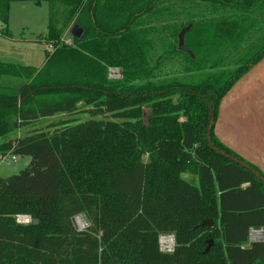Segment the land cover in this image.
Segmentation results:
<instances>
[{
    "label": "trees",
    "instance_id": "16d2710c",
    "mask_svg": "<svg viewBox=\"0 0 264 264\" xmlns=\"http://www.w3.org/2000/svg\"><path fill=\"white\" fill-rule=\"evenodd\" d=\"M27 1L64 7L84 33L74 47L53 44L30 86L0 87V156L30 159L0 177V264H264V175L214 134L221 100L264 58V0H0V21L10 3ZM167 4L201 11L182 14L184 40L212 29L211 40L175 50L181 70L164 75L145 23ZM78 113L89 119L12 136ZM251 229L263 241L243 247ZM168 235L173 250L161 252Z\"/></svg>",
    "mask_w": 264,
    "mask_h": 264
},
{
    "label": "rangeland",
    "instance_id": "374dc122",
    "mask_svg": "<svg viewBox=\"0 0 264 264\" xmlns=\"http://www.w3.org/2000/svg\"><path fill=\"white\" fill-rule=\"evenodd\" d=\"M57 8V6H51L46 2H39L37 4L27 1V2H12L8 6L6 21H0V87L15 89L20 92L24 89L25 86H30L33 82L32 78L40 71L44 70L46 67V52L51 55V60L54 59L53 44H58L60 41L68 47H74L72 44V38L69 36V31L74 24H77V17L71 19L65 18V13L67 9L64 7ZM175 8L169 6V9L163 10V13L157 16L156 20L152 23H145L146 27H153L155 30L150 34L151 39L154 42L155 47V56H159L158 63L160 74L169 75L171 71L168 70L170 67L177 66L180 67L178 57L174 56L175 50L181 52L184 51V46H192L199 41L211 40V36L208 37V33L211 31V25H207V33L200 36V38L194 37L193 34L186 35L185 28L181 30V27L178 25L180 21L184 19L182 15H175ZM174 13H173V12ZM155 19V18H153ZM147 21V20H146ZM172 21H174L172 23ZM83 23V21H81ZM79 25V24H77ZM83 28L81 25H79ZM176 28H175V27ZM84 30V29H83ZM6 31L9 36H5ZM47 42V40H50ZM245 43V41H244ZM79 48V47H78ZM79 49L83 50V47ZM221 53H212L208 59L215 60L216 56ZM197 58L205 59V54L200 53ZM185 60V59H183ZM155 57L151 56L149 59V66H153L155 63ZM184 64V67H188L190 64L185 61L181 62ZM211 65L209 62L205 67ZM27 68H33V74H29V71H26ZM112 69V68H110ZM157 70V71H158ZM156 71V72H157ZM180 71H175L174 73L178 74ZM113 73V74H111ZM158 73V72H157ZM8 74V75H7ZM31 75V77H30ZM115 76L121 79L120 70H111L108 71V77ZM197 76V75H195ZM111 78V77H110ZM2 92V91H1ZM21 94L18 96L20 97ZM18 104L20 103V99ZM78 108L82 109V104L79 103ZM10 118L15 120V115H10ZM100 119H105L107 116H99ZM89 119V116L84 113H78L71 116L65 114H60L50 119H41L33 125H30L25 128H20L16 130L12 136L22 137L26 132L32 130H47L52 122L60 120H73V124L81 123ZM52 132V129L49 130ZM15 156V161L11 162L10 157ZM0 177L7 178L13 175H17L22 170H24L30 159L28 157H20L11 154L10 152L6 153L4 156H0ZM182 178L190 181H195V178H192L191 175L183 174ZM81 221V227L79 226L77 219ZM74 229L77 232L84 231L89 227V223L85 221L82 216H77L72 220Z\"/></svg>",
    "mask_w": 264,
    "mask_h": 264
},
{
    "label": "crops",
    "instance_id": "0c3cea01",
    "mask_svg": "<svg viewBox=\"0 0 264 264\" xmlns=\"http://www.w3.org/2000/svg\"><path fill=\"white\" fill-rule=\"evenodd\" d=\"M174 7L175 15L201 12L179 4ZM214 134L220 143L264 175V58L221 100ZM262 241L263 230L251 229L248 244L243 247Z\"/></svg>",
    "mask_w": 264,
    "mask_h": 264
},
{
    "label": "water",
    "instance_id": "95a60500",
    "mask_svg": "<svg viewBox=\"0 0 264 264\" xmlns=\"http://www.w3.org/2000/svg\"><path fill=\"white\" fill-rule=\"evenodd\" d=\"M83 33H84L83 28H81V27H80L79 25H77V24H74V25L72 26V28L70 29V31H69V36H70L72 39L79 40V39L82 37ZM29 222H30V218H29V217H26L25 219L20 218V221H18L17 223L26 224V223H29ZM31 223H32L33 225H36L38 222H37V220H32ZM200 226H201V227H202V226L210 227V226H212V222H211V221H206V220H205V221L201 222ZM172 237H173V236H172ZM173 241H174V239H173ZM211 244H212V241H209V243H208V245H207V247H206L204 253H207V252H208V250H209Z\"/></svg>",
    "mask_w": 264,
    "mask_h": 264
},
{
    "label": "built area",
    "instance_id": "2783aa9c",
    "mask_svg": "<svg viewBox=\"0 0 264 264\" xmlns=\"http://www.w3.org/2000/svg\"><path fill=\"white\" fill-rule=\"evenodd\" d=\"M112 69H109L108 71H111ZM114 70V69H113ZM111 74H113V73H111ZM111 77V78H110ZM110 77H108L109 79H118L117 77H115V76H110ZM4 158H2V159H0V160H3ZM10 161L11 162H14L15 161V156H11L10 157ZM20 218H24V217H17L16 218V221L18 222V221H20ZM162 238H171V240H172V245H168V244H162V242H161V239ZM173 247H174V241H173V237H172V235H168V236H160L159 237V249H160V251L161 252H171L172 250H173Z\"/></svg>",
    "mask_w": 264,
    "mask_h": 264
},
{
    "label": "bare ground",
    "instance_id": "6f19581e",
    "mask_svg": "<svg viewBox=\"0 0 264 264\" xmlns=\"http://www.w3.org/2000/svg\"><path fill=\"white\" fill-rule=\"evenodd\" d=\"M26 217H24L23 219H25ZM77 219V222H78V224H79V226L81 227V221H80V219L79 218H76ZM161 242H162V244H168V245H172V240H171V238H162L161 239Z\"/></svg>",
    "mask_w": 264,
    "mask_h": 264
}]
</instances>
